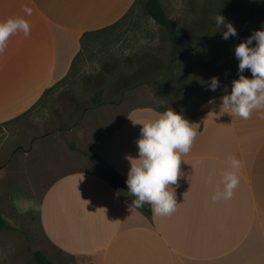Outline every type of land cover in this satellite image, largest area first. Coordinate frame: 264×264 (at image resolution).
<instances>
[{"label": "crops", "instance_id": "1", "mask_svg": "<svg viewBox=\"0 0 264 264\" xmlns=\"http://www.w3.org/2000/svg\"><path fill=\"white\" fill-rule=\"evenodd\" d=\"M135 3L0 0V22L23 18L30 25V35H11L0 54V124L27 113L69 75L86 32L116 23ZM220 97L211 98L193 122L197 135L182 157L179 186H172L175 212L154 216L151 205L136 208L135 197L125 196L105 176L69 171L50 184L38 205L50 243L76 264H264V110L244 120L222 109ZM160 114L134 108L105 136L103 152L125 181L127 157L138 158L140 124ZM229 155L241 161L239 184L231 199L214 201L223 190ZM24 195L13 192L20 213L32 209Z\"/></svg>", "mask_w": 264, "mask_h": 264}, {"label": "rangeland", "instance_id": "2", "mask_svg": "<svg viewBox=\"0 0 264 264\" xmlns=\"http://www.w3.org/2000/svg\"><path fill=\"white\" fill-rule=\"evenodd\" d=\"M162 2L179 30L194 35L193 50L178 54L165 29L139 4L124 24L88 38L69 75L37 105L0 124V212L9 225L0 226V264H38V250L57 264H76L50 243L41 226L38 205L50 184L69 171L90 170L131 197L103 152L105 136L134 108L174 110V92L193 123L211 98L226 95L225 86L230 92L239 78L234 48L264 26V0ZM220 14L234 24L237 37L222 39L215 25ZM244 75L251 78L248 70ZM213 76L221 81L215 92L204 83ZM15 191L31 201V211L17 210Z\"/></svg>", "mask_w": 264, "mask_h": 264}, {"label": "clouds", "instance_id": "3", "mask_svg": "<svg viewBox=\"0 0 264 264\" xmlns=\"http://www.w3.org/2000/svg\"><path fill=\"white\" fill-rule=\"evenodd\" d=\"M24 11L27 15L32 14L28 7ZM215 25L225 41L238 36L234 24L221 14L215 17ZM17 32H23L26 37L30 35V25L25 19L9 18L0 22V54L4 53L9 37ZM234 55L239 61V78L232 81L230 92L225 86L227 94L220 97V101L222 109H227L228 114L247 120L253 111L264 110V26L237 44ZM245 70L251 72V78L244 75ZM204 83L206 90L213 92L221 86L218 76ZM140 125V137L136 141L138 158L127 157L130 161L127 192L135 197L132 203L136 208L149 204L154 216L171 215L177 207L172 186H179L178 180L183 175L180 167L182 157L190 153L197 131L193 123L173 109L162 112L154 121ZM227 159L229 170L223 173V190L213 195L214 201L231 199L239 184L237 172L241 161L232 155Z\"/></svg>", "mask_w": 264, "mask_h": 264}, {"label": "trees", "instance_id": "4", "mask_svg": "<svg viewBox=\"0 0 264 264\" xmlns=\"http://www.w3.org/2000/svg\"><path fill=\"white\" fill-rule=\"evenodd\" d=\"M142 3H143L144 12L149 17L153 18L157 24H159L161 27L165 29L169 40L178 49V52H179V53L177 52L178 54H182L187 51L193 50V42L195 39L194 35L192 33H182L179 30L176 24L172 21L169 15V12L166 9L165 5L163 4L162 0H136L135 5H133L131 9L116 23L109 25L107 27L101 28V29L86 32L85 35L83 36V41H82L83 48L81 52L79 53V55L77 56V59H79L82 56L83 51L85 49L86 40L88 38L97 36L98 34L107 32L109 30H113L119 27L120 25L124 24L129 19V17L134 14V11L136 10L137 6ZM173 82H174V79H173ZM52 87L48 88L45 94L49 92L52 89ZM171 97H172L171 100L174 106V110L178 113H182V110L179 104V97L176 95L175 92L172 95L170 94V98ZM99 100L100 99L98 98L96 99L97 102H99ZM190 122L192 123V121ZM0 226L4 228H7L9 226L7 223V220L1 214V212H0ZM35 260L37 261L38 264H57L52 259H50L48 255L42 250H38L35 252Z\"/></svg>", "mask_w": 264, "mask_h": 264}]
</instances>
